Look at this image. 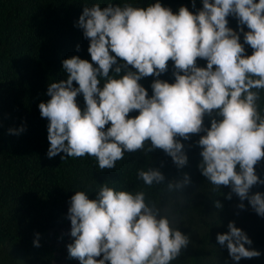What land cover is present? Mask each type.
Listing matches in <instances>:
<instances>
[{
  "label": "clouds",
  "instance_id": "1",
  "mask_svg": "<svg viewBox=\"0 0 264 264\" xmlns=\"http://www.w3.org/2000/svg\"><path fill=\"white\" fill-rule=\"evenodd\" d=\"M202 3L197 14L185 6L173 13L159 0L146 8L85 6L77 26L90 41L91 61L98 67L79 56L62 61L66 80L51 83L50 100L39 104L41 116L49 121L47 156L64 153L63 161L88 155L97 159L100 170L113 169L126 152L141 151L150 140L149 152L162 149L183 169L188 156L176 137L187 141L191 134L203 131L206 134L197 141L202 149L201 174L217 188L231 186L226 199L235 193L241 201L239 209H245L247 200L264 217V194H249L254 185L264 184L255 171L264 159V116L257 104L259 90L264 89V0ZM230 15L238 20L243 44L240 34L228 27ZM244 25L249 31L244 32ZM245 44L253 49L251 55L245 54ZM117 58L126 63L118 64ZM197 58L206 60L207 66L198 67ZM170 60L176 69L174 83L155 79L149 98L139 81L160 77ZM74 81L78 87H73ZM79 94L86 103L83 111L76 101ZM134 110L139 114L128 118ZM206 115L210 128L204 127ZM137 178L147 186L165 181L163 173L151 167L138 170ZM190 184L185 173L182 180L168 182L167 191L183 194ZM215 207L220 209L222 204L216 201ZM68 218L75 238L68 245L69 256L80 264H171L191 243L190 234L176 226V218L161 215L143 191L103 184L96 199L76 191ZM227 227V233L217 234V242L226 246L233 261L261 255L245 247L253 241L234 222ZM33 245L40 247L39 233Z\"/></svg>",
  "mask_w": 264,
  "mask_h": 264
},
{
  "label": "trees",
  "instance_id": "2",
  "mask_svg": "<svg viewBox=\"0 0 264 264\" xmlns=\"http://www.w3.org/2000/svg\"><path fill=\"white\" fill-rule=\"evenodd\" d=\"M155 2L0 0V264H80L77 258H70L68 252V245L75 239L71 236L68 218L71 197L76 191H84L89 199H96L103 184L116 190L145 192L146 201L155 204L161 215L175 217L178 229L185 235L190 234L191 243L171 264H264V217L257 215L247 200L243 201L245 209H239L237 205L241 201L235 193H232L231 200L226 199L231 186L217 188L200 172L202 149L197 141L206 134L203 131L191 134L187 141L176 137L184 144L188 156V164L183 169H178L162 149L149 152L150 140L145 142L143 150L126 152L113 169L100 170L97 159L88 155L63 161L61 156H66L64 153L53 158L47 156L49 121L41 116L39 104L50 100L47 89L51 83L66 80L62 61L79 56L98 67L91 61L90 41L84 37L83 29L77 26L84 7L98 3L102 9L108 4L146 8ZM159 2L171 8L173 13L185 6L197 14L203 7L202 0ZM227 19L228 27L240 34L243 44L237 18L230 15ZM242 27L244 32L249 31L246 25ZM244 46L245 54L251 55L253 49L247 44ZM117 63L126 62L117 58ZM196 63L198 67L207 66L204 59L197 58ZM129 70L135 71L131 66ZM175 71L174 62L170 60L167 71L160 77H143L139 83L150 98L153 81L160 79L174 83ZM113 74L110 70L109 75ZM103 83L101 80V88ZM73 87H78L75 81ZM259 94L257 104L264 116V89H260ZM76 101L82 111L86 109L82 94ZM138 114L134 110L128 118ZM110 126V123L106 125L105 130ZM21 127L24 129L22 132H9V129L19 130ZM204 127L210 128L207 115ZM149 167L163 173L165 181L162 184L147 186L137 178L138 170ZM255 171L264 180V159L257 163ZM185 173L189 175L191 184L184 188L186 201L181 203L183 194L168 192L167 183L182 180ZM257 192L264 194V184L254 185L249 194ZM216 201L222 204V208L215 207ZM230 221L253 241L251 246L245 247L259 251V257L242 258L236 262L229 256L226 246L219 245L217 234L227 233ZM36 233H39L40 247L33 245ZM96 259H102V256Z\"/></svg>",
  "mask_w": 264,
  "mask_h": 264
}]
</instances>
